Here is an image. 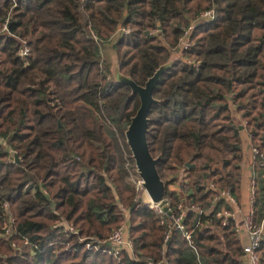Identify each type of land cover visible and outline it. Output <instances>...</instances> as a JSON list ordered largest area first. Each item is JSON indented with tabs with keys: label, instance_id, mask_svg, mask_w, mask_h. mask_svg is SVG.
Wrapping results in <instances>:
<instances>
[{
	"label": "trees",
	"instance_id": "16d2710c",
	"mask_svg": "<svg viewBox=\"0 0 264 264\" xmlns=\"http://www.w3.org/2000/svg\"><path fill=\"white\" fill-rule=\"evenodd\" d=\"M119 26L129 32L108 62L102 50ZM161 67L147 138L172 212L182 201L204 211L183 220L193 246L178 229L165 245L163 216L136 201L117 142L141 104L121 77L144 86ZM233 107L258 150L263 192L264 0H0V264H243L233 220L224 225L214 202L222 189L240 198ZM179 180L184 198L170 189ZM124 222L132 253L80 240L106 241ZM259 254L264 264V239Z\"/></svg>",
	"mask_w": 264,
	"mask_h": 264
},
{
	"label": "built area",
	"instance_id": "2783aa9c",
	"mask_svg": "<svg viewBox=\"0 0 264 264\" xmlns=\"http://www.w3.org/2000/svg\"><path fill=\"white\" fill-rule=\"evenodd\" d=\"M214 18H215V12L213 9L204 11L199 16L194 18L191 24L186 29H184V33L180 38L178 51L187 49L188 47L191 46L190 35L196 25L213 20ZM121 32L127 33L129 32V29L124 26H119L117 30V34H120ZM29 51H30L29 47L24 45L20 50V54H21L20 56L23 57L27 56L29 54ZM119 135L124 140L123 148L122 146H120V144H119V148L121 150V163L126 172V181L130 183L131 186L135 189L136 201L146 205L148 208L153 210L157 215L163 216L161 223L165 224L168 228L164 239L165 245H167V243L169 242L172 230L178 229L183 231L189 243L193 246L191 241V235L189 232L186 231L183 220L185 219L187 213L190 210L196 211L198 215L201 217V215L204 213L203 209L194 204L189 206L185 203V201H182L178 203V205L172 212L170 200L166 196H164L163 199L158 203L153 202L146 192L142 177L138 173L136 161L127 143L125 134L121 135L119 132H117L118 141H119ZM255 152L258 153V150L255 149ZM209 187L215 188V185L213 183H210ZM255 193L256 191L254 190V196L252 197V201H251L252 206L255 204V199H256ZM142 194L145 195L146 197L145 199L144 197H142ZM217 201L222 202V207L217 212V216L220 218H224L223 220L224 225L229 223V219H232L235 229L238 235H240L242 233L241 226L233 218L231 210H229L224 205V202L227 203L228 205L237 204L238 201L236 197L228 189H222L219 193ZM5 206H7V203H5ZM168 212L169 214L167 217L166 214ZM254 212L255 211L253 207L251 212L247 215L244 224L249 240L248 243L243 246V255H242L243 264H262L261 257L259 254V248L261 246L262 240L264 239V220H262L260 223L258 222L256 223L254 219V215H255ZM65 229L76 233L78 232L71 225H67ZM7 232L10 231L7 230ZM80 240L87 241V247L89 248H96L98 250L101 249L104 251H110L115 255H119L125 250L130 251L131 253L133 251V242L128 236L127 222H124L122 225L115 228L106 241H102L95 237H82L80 238ZM108 245L110 248H108ZM137 264H155V263L152 257H146V258H138Z\"/></svg>",
	"mask_w": 264,
	"mask_h": 264
},
{
	"label": "water",
	"instance_id": "95a60500",
	"mask_svg": "<svg viewBox=\"0 0 264 264\" xmlns=\"http://www.w3.org/2000/svg\"><path fill=\"white\" fill-rule=\"evenodd\" d=\"M164 71L165 67H161L150 79H148L144 86L138 85L134 80L127 77H121L122 82L130 85L133 92L138 93L140 96V107L132 117L131 123L125 131V137L136 161L138 173L144 181L146 192L155 203L163 199L166 191V184L161 178L157 168L160 157L155 158L149 148L147 138L149 124L148 116L152 104L157 102L153 96V90L159 81L160 75ZM13 154L18 162L19 159L17 154Z\"/></svg>",
	"mask_w": 264,
	"mask_h": 264
},
{
	"label": "crops",
	"instance_id": "0c3cea01",
	"mask_svg": "<svg viewBox=\"0 0 264 264\" xmlns=\"http://www.w3.org/2000/svg\"><path fill=\"white\" fill-rule=\"evenodd\" d=\"M119 36L116 35L113 37L112 42H110L107 47L105 53L109 57L112 58L111 61L114 59L115 51L113 49V42H115ZM232 114L235 120L240 124V136L242 140V147H243V160L241 164V186H240V198H236L238 203L237 204H227L224 202L225 207H227L232 212V216L235 221L241 226L242 233L239 235L240 241L242 246L248 243V234L245 230V220L247 215L251 212L252 208L254 207V219L255 222L260 223L264 220V213L261 210V202L258 203L256 208V203L252 206V197L254 196V190L258 193H255V198L257 199L258 195H264V191L261 192L260 186L257 183V178L259 177L258 173L256 172V162H257V153L255 152L256 147L253 146L250 135L245 128V122L240 119V116L237 114L235 107L232 108ZM223 158L222 155H219L216 159H214L211 164L213 167H218L219 162ZM171 179V176L169 177ZM176 182L171 184L170 189L173 191L179 192L182 197L184 198V192L181 191V186H178ZM218 198V197H217ZM217 198L215 201H217ZM263 198V196H262ZM255 199V202H256ZM220 200V199H219ZM214 201V202H215ZM217 201L216 203H218ZM222 207V202L220 201V208ZM130 252V251H129ZM131 253V252H130Z\"/></svg>",
	"mask_w": 264,
	"mask_h": 264
},
{
	"label": "rangeland",
	"instance_id": "374dc122",
	"mask_svg": "<svg viewBox=\"0 0 264 264\" xmlns=\"http://www.w3.org/2000/svg\"><path fill=\"white\" fill-rule=\"evenodd\" d=\"M7 22L5 23V25H4V27H3V29H7ZM6 26V27H5ZM24 45H26V43H24ZM27 46V45H26ZM102 56L101 57H103V56H105V58L107 59V61L109 62V61H111L112 60V58L111 57H109L108 55H107V53H105V52H107L106 50H102ZM21 55V54H20ZM23 57V56H22ZM125 134V133H124ZM118 140V139H117ZM118 142V147H119V144H120V146H122V148H123V142H124V140H123V138L119 135V141H117ZM179 183V185L178 186H181L182 185V180H179L176 184H178ZM181 188V187H180ZM142 197H144V199L146 198L145 197V195H143L142 194ZM15 223V220H14V218H12V221L10 222V224H8V223H6V225H5V228H6V231L7 230H9V231H11L12 230V228L11 227H9L11 224H14Z\"/></svg>",
	"mask_w": 264,
	"mask_h": 264
}]
</instances>
